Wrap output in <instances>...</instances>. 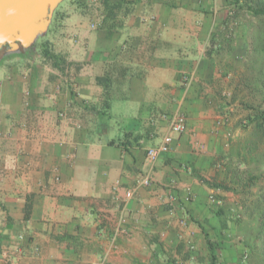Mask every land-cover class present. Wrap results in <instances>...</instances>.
<instances>
[{
	"label": "crops",
	"instance_id": "1",
	"mask_svg": "<svg viewBox=\"0 0 264 264\" xmlns=\"http://www.w3.org/2000/svg\"><path fill=\"white\" fill-rule=\"evenodd\" d=\"M76 11L48 29L56 59L0 66V264H245L221 219L232 193L209 185L248 113L238 96L252 36L239 5ZM177 112L182 133L170 128ZM168 134L170 150L150 160Z\"/></svg>",
	"mask_w": 264,
	"mask_h": 264
},
{
	"label": "rangeland",
	"instance_id": "2",
	"mask_svg": "<svg viewBox=\"0 0 264 264\" xmlns=\"http://www.w3.org/2000/svg\"><path fill=\"white\" fill-rule=\"evenodd\" d=\"M74 1L77 0H65L57 7L52 25L68 8L70 11L78 10L89 18L97 17L102 9V0H84L83 4ZM239 14L247 21L254 44L261 42L260 36H264V26L261 22L241 8ZM47 34L46 37L51 39ZM28 51V57L32 60L43 63L50 60L41 52L40 47L33 46L28 50L12 52L10 45L6 44L0 48V66L10 65L9 63L14 61H24ZM51 51L53 52V48ZM248 68L249 62H246L244 75L247 77V81H244L246 90L238 96V105L248 110L247 115L243 117L246 121L243 122L242 119L237 125L238 134L235 136L232 134L228 138V145L219 157L223 166V177L217 181H225L230 187V190L226 191L232 193L233 197L229 208L224 209L221 217L227 224L225 225L228 230L227 237L235 239L242 246L241 258L245 264H264V135L260 133L253 135L255 124L250 121L252 106H264V98L254 81L257 76L254 64L250 63L252 70L249 71ZM249 81H252L250 88L246 87Z\"/></svg>",
	"mask_w": 264,
	"mask_h": 264
},
{
	"label": "water",
	"instance_id": "3",
	"mask_svg": "<svg viewBox=\"0 0 264 264\" xmlns=\"http://www.w3.org/2000/svg\"><path fill=\"white\" fill-rule=\"evenodd\" d=\"M65 0H0V48L12 52L33 47L48 33L53 14Z\"/></svg>",
	"mask_w": 264,
	"mask_h": 264
},
{
	"label": "trees",
	"instance_id": "4",
	"mask_svg": "<svg viewBox=\"0 0 264 264\" xmlns=\"http://www.w3.org/2000/svg\"><path fill=\"white\" fill-rule=\"evenodd\" d=\"M103 4L106 6V8L109 7V0H102ZM233 2L236 5H239V8L247 11L252 16L257 18L261 24L264 26V0H233ZM260 41L258 44H254L252 41L251 49H249L247 53V62H249V68L248 70H252L250 68V63L254 64V69L257 74L255 81V84L258 88V90L262 93L264 98V36H260ZM35 47H40L41 52L45 55V57L56 59V55L52 53L50 50V41L47 39L46 35L41 37L36 44ZM29 55V51L27 53V58ZM252 85V81H249L247 83L246 87L250 88ZM255 91V89H254ZM253 112L250 118L251 123L255 124V131L254 134L260 133L264 135V106L258 105L252 106ZM258 145V143H255ZM230 155V154H229ZM231 158V156H229ZM230 167V166H228ZM209 185L216 188H221L224 190H230V187L226 185L225 181H209ZM263 198V197H262ZM209 246L212 252V260L213 263L216 260V255L214 254V245L211 241H209Z\"/></svg>",
	"mask_w": 264,
	"mask_h": 264
},
{
	"label": "built area",
	"instance_id": "5",
	"mask_svg": "<svg viewBox=\"0 0 264 264\" xmlns=\"http://www.w3.org/2000/svg\"><path fill=\"white\" fill-rule=\"evenodd\" d=\"M92 27H96V24H93ZM170 128L172 132L182 133L187 129V116L183 112H177L170 116ZM172 142V136L170 134L166 135L163 140L154 146H151L147 149V156L150 160H156L158 157L170 150V145ZM140 185L150 186L153 183V180L150 176H144L139 180ZM133 191L129 190L126 193L127 197H131ZM172 199H176V195H171ZM210 200L215 204H220L221 200L215 196V194L210 195Z\"/></svg>",
	"mask_w": 264,
	"mask_h": 264
}]
</instances>
